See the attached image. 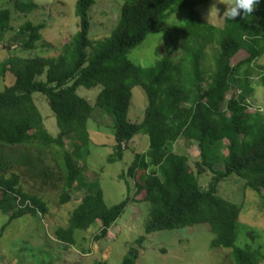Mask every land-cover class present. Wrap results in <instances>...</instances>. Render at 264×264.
<instances>
[{
  "label": "trees",
  "instance_id": "16d2710c",
  "mask_svg": "<svg viewBox=\"0 0 264 264\" xmlns=\"http://www.w3.org/2000/svg\"><path fill=\"white\" fill-rule=\"evenodd\" d=\"M96 1L76 0L78 29L60 55L10 53L0 64L4 75L15 78L13 85L0 92V147L33 146L57 156L64 183L61 204L72 199L76 184L86 188L71 213L69 226L57 228L56 238L75 245L76 231L87 230L97 221L101 229L95 238L106 237L131 203L128 195L122 202L108 205L102 188L87 187L83 178L81 160L92 139L88 122L100 108L109 113L115 132L109 162L123 159L136 135L149 140L145 151L135 153L126 174L135 180L137 194H145L150 217L145 234L131 243L121 264H136L147 234L198 224L210 226L215 235L212 246L231 249L234 264H264L261 249L236 245L243 206L220 194L221 183L236 176L264 200V112H252L249 101L253 91L250 70L264 54V0L251 14L243 15L241 10L221 26L202 21L197 7L209 0H125L113 32L94 40L91 10ZM36 6L27 0L15 4L16 10L23 12ZM178 10L189 12L180 60L168 52L150 68L132 62L128 53ZM12 15L10 8L0 6V43L15 29ZM43 28L44 24L28 20L9 38L10 44L35 50ZM210 47L215 51L212 74L203 67ZM242 51L248 56L234 63ZM99 85L95 104L78 94L80 87ZM138 86L146 92L148 104L143 119L132 121L129 111L133 89ZM231 91L234 93L228 97ZM35 93L49 101L59 128L56 136L46 127ZM181 139L198 143L195 167L188 155L172 149ZM66 140H70L71 149ZM204 173L212 174L207 188L199 179ZM121 177L126 179L125 174ZM17 184V176L8 180L0 174V210L10 212V220L47 213L44 201L16 189Z\"/></svg>",
  "mask_w": 264,
  "mask_h": 264
},
{
  "label": "rangeland",
  "instance_id": "374dc122",
  "mask_svg": "<svg viewBox=\"0 0 264 264\" xmlns=\"http://www.w3.org/2000/svg\"><path fill=\"white\" fill-rule=\"evenodd\" d=\"M16 1L0 0L2 8H10L13 12L12 24L15 28L0 43V64L10 53L30 57L60 55L62 47L70 42L78 29L76 0H27L37 6L25 12L16 10ZM124 1H96L91 10L92 39L104 38L113 32ZM230 3L231 0H209L199 5L197 9L201 12L202 21L221 26L225 22L223 13ZM188 13L187 10L172 12L160 26L147 35L143 43L128 53L129 59L144 68L155 66L168 52H172L171 56L180 60L183 55V32ZM28 20L35 24H44L43 37L38 42L37 49L31 51L21 50L16 42L10 44L9 39ZM91 49L90 47L89 50ZM214 53V48H208L207 59L203 62L208 74L215 70ZM247 56L248 54L242 51L233 62L237 63ZM249 76L253 87L249 97L251 111L264 112V54L253 63ZM41 78L45 79V75ZM14 82L13 75H4L0 69V92ZM100 91V85L91 89L80 87L78 94L95 104ZM233 93L231 91L228 97ZM34 98L43 114L47 129L56 136L59 133L57 119L47 97L35 93ZM147 104L148 96L144 89L140 86L135 87L129 118L132 121H141ZM88 128L92 139L81 160L87 187L95 189L101 187L110 206L122 202L130 195L132 198L130 205L106 237L98 240L95 238L101 229V222L97 221L87 230L76 231L75 245L59 241L55 235L56 229L69 226L71 213L82 200L86 188L76 184L72 191V199L66 204H61L60 196L64 183L57 156L51 151L42 153L33 146L0 147V174H4L8 180L17 176L16 189L28 196L41 199L48 207L47 213L39 211L37 215L26 214L14 220H10V212L0 210V246L5 248L7 258L10 257L16 264H96L101 260L108 261V264H121L131 243L145 234L146 223L150 217V204L143 201L145 194H137L136 182L126 172L135 153L148 148V138L143 134L136 135L130 148L125 151L123 159L112 163L108 158L114 150L115 132L109 113L97 108L88 122ZM66 144L71 149L70 140H66ZM172 149L176 153L188 155L195 167L200 155L196 141L188 143L187 140L181 139L174 143ZM218 151L223 153L221 147ZM219 167L223 168L222 164ZM122 174H125L126 179L121 177ZM211 176V173L200 176L203 187H208ZM220 194L243 206L236 245L261 249L264 253V200L260 194L245 187V182L236 176L229 177L221 183ZM214 236L208 224L147 234L136 264H234L230 257V248L212 246Z\"/></svg>",
  "mask_w": 264,
  "mask_h": 264
},
{
  "label": "clouds",
  "instance_id": "9594fccd",
  "mask_svg": "<svg viewBox=\"0 0 264 264\" xmlns=\"http://www.w3.org/2000/svg\"><path fill=\"white\" fill-rule=\"evenodd\" d=\"M260 0H231V3L227 5L223 16L227 20H233L235 17L241 14V10L244 14H251L254 7L259 4Z\"/></svg>",
  "mask_w": 264,
  "mask_h": 264
},
{
  "label": "crops",
  "instance_id": "0c3cea01",
  "mask_svg": "<svg viewBox=\"0 0 264 264\" xmlns=\"http://www.w3.org/2000/svg\"><path fill=\"white\" fill-rule=\"evenodd\" d=\"M4 250H5V248L2 247V246H0V264H16V262H13L10 257H9V259L7 258V256L4 253ZM48 252H51L52 253L51 250H48Z\"/></svg>",
  "mask_w": 264,
  "mask_h": 264
}]
</instances>
